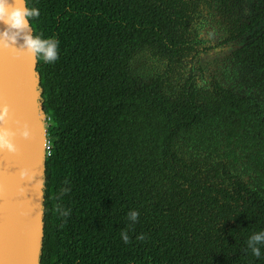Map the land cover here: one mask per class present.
<instances>
[{"label": "trees", "instance_id": "obj_1", "mask_svg": "<svg viewBox=\"0 0 264 264\" xmlns=\"http://www.w3.org/2000/svg\"><path fill=\"white\" fill-rule=\"evenodd\" d=\"M28 6L59 41L38 59L52 142L41 264H264V245L247 247L264 229V0ZM226 28L256 34L207 73Z\"/></svg>", "mask_w": 264, "mask_h": 264}, {"label": "water", "instance_id": "obj_2", "mask_svg": "<svg viewBox=\"0 0 264 264\" xmlns=\"http://www.w3.org/2000/svg\"><path fill=\"white\" fill-rule=\"evenodd\" d=\"M42 92L38 59L22 49L0 48V105L8 107L0 127L15 133L16 147L0 150V264H41L50 123Z\"/></svg>", "mask_w": 264, "mask_h": 264}, {"label": "clouds", "instance_id": "obj_3", "mask_svg": "<svg viewBox=\"0 0 264 264\" xmlns=\"http://www.w3.org/2000/svg\"><path fill=\"white\" fill-rule=\"evenodd\" d=\"M40 14L37 7H29L28 0H0V48L22 49L34 55L37 59H42L45 63H52L58 58L59 41L55 37H43L42 34L35 33L31 20ZM18 40H22L19 48L15 47ZM8 116L7 105H0V123L4 122ZM22 135L27 136L28 131L24 129ZM15 133L6 128L0 127V150L15 152L16 147L12 137ZM68 191V189H63ZM62 215H68L63 211ZM139 212L131 209L127 217L133 223L136 222ZM121 239L127 243L129 236L126 231H121ZM143 239V236H138ZM264 245V229L254 232L247 239V247L256 257L261 255V246Z\"/></svg>", "mask_w": 264, "mask_h": 264}, {"label": "flooded vegetation", "instance_id": "obj_4", "mask_svg": "<svg viewBox=\"0 0 264 264\" xmlns=\"http://www.w3.org/2000/svg\"><path fill=\"white\" fill-rule=\"evenodd\" d=\"M252 3H255L256 0H250ZM249 11V10H247ZM261 24H264L263 22H261ZM260 27L256 26L255 30H258ZM228 29L226 28V30H224V32L219 35H217V43H220V39L223 38V44H217L216 49H218L220 52L223 51L222 54H219V61L224 60L225 58H227L228 56H232V52L234 50H237L239 47L243 46V44L246 42H250L251 38L253 37V35L256 34V32H254L253 30H248L246 32H243L242 35L238 38L235 39H229L228 40ZM238 34L235 33V36H237ZM245 40V41H244ZM238 43V45H237Z\"/></svg>", "mask_w": 264, "mask_h": 264}, {"label": "rangeland", "instance_id": "obj_5", "mask_svg": "<svg viewBox=\"0 0 264 264\" xmlns=\"http://www.w3.org/2000/svg\"><path fill=\"white\" fill-rule=\"evenodd\" d=\"M222 52H220L218 49H214L211 50L208 54V57H206V60L210 62V64H208L207 67V73H210L215 67H216V61L214 62L215 59L219 58L218 55L222 54ZM152 67H155L154 63L151 60H148V64L145 68H148L149 70H151Z\"/></svg>", "mask_w": 264, "mask_h": 264}, {"label": "built area", "instance_id": "obj_6", "mask_svg": "<svg viewBox=\"0 0 264 264\" xmlns=\"http://www.w3.org/2000/svg\"><path fill=\"white\" fill-rule=\"evenodd\" d=\"M48 119H50V118L48 117ZM51 149H52V142H51V139L49 137V134H47L46 150H47V156L48 157L51 155Z\"/></svg>", "mask_w": 264, "mask_h": 264}]
</instances>
